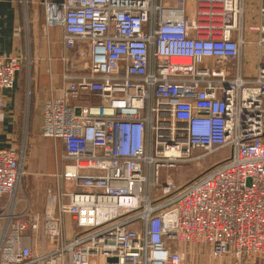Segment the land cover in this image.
Listing matches in <instances>:
<instances>
[{
  "label": "built area",
  "instance_id": "2783aa9c",
  "mask_svg": "<svg viewBox=\"0 0 264 264\" xmlns=\"http://www.w3.org/2000/svg\"><path fill=\"white\" fill-rule=\"evenodd\" d=\"M194 1L192 17L187 0L44 3L45 29L62 30L71 63L40 126L63 149L44 233L57 244L34 256L23 232L38 221L10 202L0 264H196L181 243L208 247L214 260L264 263V56L245 72V0ZM21 67L20 56H0V90H13ZM225 150L188 184L169 173ZM21 163L18 148L0 149V205L13 200Z\"/></svg>",
  "mask_w": 264,
  "mask_h": 264
},
{
  "label": "crops",
  "instance_id": "0c3cea01",
  "mask_svg": "<svg viewBox=\"0 0 264 264\" xmlns=\"http://www.w3.org/2000/svg\"><path fill=\"white\" fill-rule=\"evenodd\" d=\"M46 1L62 0H0V56L16 55L22 59L13 90H0V149L19 148L22 144L21 132H32L35 135V120L40 116L42 121V108L51 96V86L57 96L63 94L66 86L63 73L70 67V62L65 60L70 52L63 45L61 29L43 30ZM262 8L264 0H245V30H253L261 35L264 26ZM189 13L192 17L194 12ZM243 59L247 65L252 62L250 56ZM58 154L56 149L55 162L53 160L49 169L51 172H48H53L54 178V174L62 171V155ZM63 187L68 192L74 190L70 182H64ZM10 202L14 203L16 215L24 213L30 206L38 221L37 232L32 229L23 232L25 244L31 247L33 255L39 256L54 250L57 243L48 240L44 233L47 225H50L45 220V214L51 212L55 216L57 213L55 194L49 197L46 195L43 204L37 208L22 197L10 198L9 201L3 199L1 205ZM49 206L53 207L52 211L47 209ZM66 227L70 240L73 225L69 218H66Z\"/></svg>",
  "mask_w": 264,
  "mask_h": 264
},
{
  "label": "rangeland",
  "instance_id": "374dc122",
  "mask_svg": "<svg viewBox=\"0 0 264 264\" xmlns=\"http://www.w3.org/2000/svg\"><path fill=\"white\" fill-rule=\"evenodd\" d=\"M195 1L187 0V9L189 12H194ZM43 30H45V21ZM244 40L247 43L245 45V53L243 58H247L250 56L252 59L248 65L246 61L243 62L244 69H246L249 75L256 74V65L255 58L257 59L259 56H264V45L260 44V35L259 33H255L253 30H245ZM71 65V63H70ZM227 67L232 69H237L240 67L239 62H229L227 63ZM236 72V71H235ZM231 77L236 78V74L231 75ZM37 123L35 135L30 132H21V143L19 145V151L22 158V179L19 184L17 192L14 194L13 199L18 197L25 198L34 205V207H38L43 204L44 198L47 195L48 197L52 195L57 189V181L56 178L51 174H49L51 169L55 150L57 149L58 156L63 154V149L60 145L56 146L52 144L51 140L45 138L40 131L41 118L38 116L35 120ZM43 136V137H42ZM200 153V152H197ZM229 151L225 150L219 152L217 154L211 155L209 157H205L201 160L191 162L189 164L183 165L181 168H173L170 170V175L179 185L188 184L194 179L201 176L208 169L212 167V165L221 159ZM49 172V173H48ZM162 176L166 174V171L163 170ZM52 175V176H51ZM55 175V174H54ZM51 192H53L51 194ZM11 196H6L4 199L8 200ZM5 204L0 205V209H2ZM55 208V206H54ZM49 211L53 210V207L49 206L47 208ZM51 212H47L45 214V218ZM178 250L183 252L188 260L195 262L196 264H236V260L232 257H226L222 260H214L210 256L209 248L197 244V243H181L177 245ZM238 264V263H237ZM264 264V263H262Z\"/></svg>",
  "mask_w": 264,
  "mask_h": 264
},
{
  "label": "water",
  "instance_id": "95a60500",
  "mask_svg": "<svg viewBox=\"0 0 264 264\" xmlns=\"http://www.w3.org/2000/svg\"><path fill=\"white\" fill-rule=\"evenodd\" d=\"M107 262L109 264H117L118 263V259H116V258H108Z\"/></svg>",
  "mask_w": 264,
  "mask_h": 264
}]
</instances>
